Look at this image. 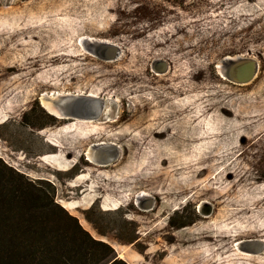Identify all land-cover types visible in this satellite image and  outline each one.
<instances>
[{
  "label": "rangeland",
  "instance_id": "rangeland-1",
  "mask_svg": "<svg viewBox=\"0 0 264 264\" xmlns=\"http://www.w3.org/2000/svg\"><path fill=\"white\" fill-rule=\"evenodd\" d=\"M258 1L237 0L227 14L211 11L207 0H0L1 162L54 193L127 264L264 263V254L249 257L237 247L262 236L232 239L236 231L246 236L247 227H264V214L238 212L244 194L233 179L252 175L251 186L264 187V0ZM160 6L173 12L153 16ZM137 24L152 27L137 37ZM90 38L114 48L87 51L82 41ZM59 54L74 57L5 72L9 63ZM226 56L253 60L257 75L247 84L223 79L217 63ZM44 92L95 94L107 106L98 122L77 125L46 116ZM196 133L205 138L190 142ZM103 142L119 155L107 167L85 155ZM139 193L148 196L142 210Z\"/></svg>",
  "mask_w": 264,
  "mask_h": 264
},
{
  "label": "trees",
  "instance_id": "trees-1",
  "mask_svg": "<svg viewBox=\"0 0 264 264\" xmlns=\"http://www.w3.org/2000/svg\"><path fill=\"white\" fill-rule=\"evenodd\" d=\"M207 1L211 11L223 10L227 14H232L227 10L232 8L237 0ZM245 1L252 3L258 0ZM172 12V8L160 6L153 16L160 19L167 18ZM141 15L143 16L142 13ZM150 27H152L151 24L141 26L137 24L136 36H144L150 31ZM66 56L74 57L73 55L59 54L47 60L12 62L6 65L5 72L18 73L34 67L43 68L49 62L64 64L68 62ZM180 93L181 91L178 92V94ZM138 111L139 106L135 107L132 113L135 114ZM42 112L51 117L44 110ZM126 115L128 116V113L126 109H123V116ZM73 124L82 125V122ZM204 138L205 133H196L190 136V142H198ZM168 163H172V160L169 159ZM179 167L183 168L182 164ZM205 170H201L199 174ZM233 177L235 187L244 194L239 202L238 212L264 214V187L253 188L250 184V181L253 180L252 175L234 174ZM243 182L245 184L242 186ZM193 185L195 184L190 182L185 186V189L192 188ZM219 193L217 194L218 200L224 197L222 193ZM246 229L249 231L248 235L241 234L245 230L243 229L236 231L237 235L232 239L237 241L240 237L251 238L260 235L264 240V227L261 229L247 227ZM136 242L137 238H134L128 243L133 245ZM224 246H229L228 242ZM261 263L264 264L262 261ZM0 264L127 263L119 258L114 248L94 238L82 227L77 218L59 206L54 193L43 189L38 182L27 180L0 160Z\"/></svg>",
  "mask_w": 264,
  "mask_h": 264
},
{
  "label": "bare ground",
  "instance_id": "bare-ground-1",
  "mask_svg": "<svg viewBox=\"0 0 264 264\" xmlns=\"http://www.w3.org/2000/svg\"><path fill=\"white\" fill-rule=\"evenodd\" d=\"M82 44L86 47L87 51L88 50L89 51H93L96 47H100L101 49H103L104 47L110 46V47L114 48V46L110 45L109 42H107V41H98V40L91 39V38L83 40ZM90 45L94 46L95 48L93 47V50H90L89 47H88ZM94 52L96 54H98L95 50H94ZM248 61H249V59L245 58L244 56H226V57H224V59L223 58L220 59L219 62L217 63L218 64L217 68H218V71H219V75L225 80H228V78L234 77V76H238L239 77L240 76L239 72L238 71H237L238 73L237 72H233L234 69H232L230 71V73H229L228 68L225 66V64L231 65V63H233V62L248 63ZM248 67L249 66H245V67H242V69H244V68L247 69ZM156 68H157L158 72H161L163 70V65L159 64V65H157ZM251 71L253 72L254 76H256L257 75V71H258V66L256 67V69H253ZM236 84H239V83H236ZM67 95L72 96V94H69V93H62V94L58 93V94H53L52 95V94H49L47 92H44L41 95V98H40L41 105L47 112L49 111L52 114H56V115L60 116L61 113L58 110L59 106H57V105H59V97L60 96H67ZM89 96L98 97L95 94H89ZM54 101L58 102V104H55ZM64 101L65 100L61 101L62 104L64 103ZM62 104L60 106H62ZM75 122L92 123V122H98V121H80V120H76ZM107 122H109V121H107ZM97 149H100L102 153L97 154L95 152ZM85 155L87 156L88 161H90L91 164L93 163L94 165H98L100 167L103 166V165L109 164L110 163L109 160L112 159V158H117L118 159V156H119L118 155V150L116 149L115 146H113L111 144L108 145V144H106L104 142L103 143H93V144L89 145L88 148L85 150ZM147 197H148L147 195L139 193L138 197L136 196V198H135L136 199V204L139 206V208H141V210L143 208H145L143 203H144V201L146 200ZM146 205L148 206V204H146ZM207 205H208L207 203H204L201 206L202 214L204 216H206V217H208L211 214V211L209 209H207ZM205 212H206V214H204ZM239 243H240L239 246L237 244L236 245H237V247H239V250H241L242 252H246L245 255L252 256V257H259L260 255L264 254V241L263 240L250 241L248 239H245V241L239 242Z\"/></svg>",
  "mask_w": 264,
  "mask_h": 264
},
{
  "label": "water",
  "instance_id": "water-1",
  "mask_svg": "<svg viewBox=\"0 0 264 264\" xmlns=\"http://www.w3.org/2000/svg\"><path fill=\"white\" fill-rule=\"evenodd\" d=\"M228 68V71L232 69L233 72H239V77L234 76L228 78V80L232 83H239V84H247L253 80L255 77L251 70L256 69L255 62L249 60L248 63L243 62H233L231 65L225 64ZM249 66L247 69L242 67ZM232 72V73H233ZM237 72V73H238ZM235 75V74H234ZM62 100H65L62 104ZM55 102V101H54ZM58 104V102H55ZM62 104V106H60ZM59 106L58 110L61 113L60 116L56 114H52L48 111L50 115H53L56 119L61 121H69V120H80V121H98L103 116L107 103L104 99L89 96V95H67V96H60L59 97ZM97 154L102 153L100 149L95 151ZM117 158L110 159V163H114ZM107 164V165H109ZM103 165V166H107Z\"/></svg>",
  "mask_w": 264,
  "mask_h": 264
}]
</instances>
